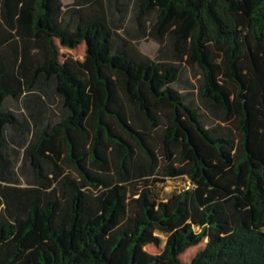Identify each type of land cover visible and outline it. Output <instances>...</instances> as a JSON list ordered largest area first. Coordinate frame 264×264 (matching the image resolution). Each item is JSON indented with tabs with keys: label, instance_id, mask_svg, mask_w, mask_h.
<instances>
[{
	"label": "trees",
	"instance_id": "obj_1",
	"mask_svg": "<svg viewBox=\"0 0 264 264\" xmlns=\"http://www.w3.org/2000/svg\"><path fill=\"white\" fill-rule=\"evenodd\" d=\"M0 124V264H264V0H0Z\"/></svg>",
	"mask_w": 264,
	"mask_h": 264
},
{
	"label": "rangeland",
	"instance_id": "obj_2",
	"mask_svg": "<svg viewBox=\"0 0 264 264\" xmlns=\"http://www.w3.org/2000/svg\"><path fill=\"white\" fill-rule=\"evenodd\" d=\"M66 3L71 2V0H64ZM139 49L141 52L151 58H156L157 56V50L158 45L154 43L153 41H145L140 46ZM61 53L64 56H71L75 60L83 61L86 55V48L85 45L80 46L79 48L75 50L65 49L61 48ZM63 60V58H62ZM54 72V70H51ZM198 70L194 68H189L186 66H183L181 69V75L177 81V83L174 85V88L178 90L180 93H182L188 103H191L195 106H199L201 108V111L204 115V121L209 126H215V118L214 116L202 106L200 98L198 96L197 86H198ZM63 91L68 95L70 99V105L73 107L72 102V94L71 91L67 88L63 89ZM5 122V121H4ZM0 130H1V124H0ZM237 134V132H236ZM141 161L144 160V158L141 156ZM165 163L162 164V167H164ZM163 168L160 171L159 176H156V179H162L163 178ZM154 186V189L159 196L160 200L166 201L172 194L179 193L188 187H190V182L185 177H179L175 179H166L164 183L161 182H155V180H150ZM140 184V183H137ZM141 187L140 185H138ZM163 244L160 247H156L154 245H149L145 249L147 252L153 255L161 254L165 248L166 244V237L162 236ZM207 240L203 241L199 245L195 247H191L188 250H186L181 256L180 259L188 263L190 262L193 257L196 255V253L199 250H202L206 245Z\"/></svg>",
	"mask_w": 264,
	"mask_h": 264
},
{
	"label": "crops",
	"instance_id": "obj_3",
	"mask_svg": "<svg viewBox=\"0 0 264 264\" xmlns=\"http://www.w3.org/2000/svg\"><path fill=\"white\" fill-rule=\"evenodd\" d=\"M62 1H63L65 6H69V5H71L73 3V0H71V2H69V3H66L64 0H62ZM3 185H4V183H3Z\"/></svg>",
	"mask_w": 264,
	"mask_h": 264
}]
</instances>
